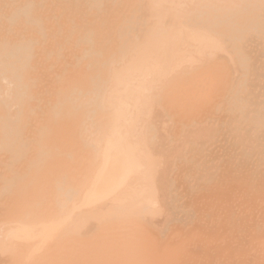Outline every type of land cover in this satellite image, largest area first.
<instances>
[{"label": "rangeland", "instance_id": "rangeland-1", "mask_svg": "<svg viewBox=\"0 0 264 264\" xmlns=\"http://www.w3.org/2000/svg\"><path fill=\"white\" fill-rule=\"evenodd\" d=\"M144 1L0 0V264H264V0H165L155 27ZM159 24L180 32L173 51L141 68ZM192 37L207 39L197 49ZM151 98L161 124L146 119ZM206 125L216 131L187 143L160 207V135L174 147ZM102 140L119 147L100 179ZM50 219L31 251L26 235L8 237Z\"/></svg>", "mask_w": 264, "mask_h": 264}, {"label": "bare ground", "instance_id": "bare-ground-1", "mask_svg": "<svg viewBox=\"0 0 264 264\" xmlns=\"http://www.w3.org/2000/svg\"><path fill=\"white\" fill-rule=\"evenodd\" d=\"M167 1V0H166ZM165 0H145L144 2H143V4L141 5V14L143 15V17H144V19L147 21V20H149L150 22H149V24H151V26H152V24H154L155 23V21H153V20H155V19H157V18H161L162 17V12H163V10H165L164 9V7H162V5H165L167 2H166ZM10 2V1H9ZM28 2V1H27ZM176 2V3H175ZM177 2H179V0H174V1H171V4L172 3H174V4H176V5H174L173 4V7L174 6H177L178 8L179 7H181V6H185V5H183V3L181 4V6H180V2H182V0L179 2V3H177ZM39 4V3H38ZM47 4V3H46ZM169 3H167L166 5H168ZM179 4V5H178ZM27 5V4H26ZM30 5V4H29ZM264 6V5H263ZM9 7V6H8ZM169 7H170V4H169ZM167 8H168V6H167ZM182 8V7H181ZM31 9H32V7H31ZM171 9H173L172 8V5H171ZM40 10V9H39ZM167 10V9H166ZM184 10H185V8H184ZM177 11V10H176ZM11 12V11H10ZM175 12V11H174ZM6 13H8V12H6ZM31 14V13H30ZM175 14V13H174ZM178 14V13H177ZM13 15V14H12ZM29 15V14H28ZM41 15V14H40ZM39 15V16H40ZM9 16V15H8ZM135 16H136V14H135ZM168 16V15H167ZM142 17V18H143ZM174 17V16H173ZM190 17V16H189ZM43 18V17H42ZM171 18V17H170ZM176 18V17H175ZM178 18H180V17H178ZM183 18V17H182ZM56 19V18H55ZM171 20V19H170ZM184 20V19H183ZM157 21V20H156ZM166 21V20H165ZM188 21V20H187ZM4 22V21H3ZM2 22V23H3ZM38 22V21H37ZM36 22V23H37ZM46 22V21H45ZM161 22V21H160ZM167 22H170V21H167ZM171 22H172V20H171ZM170 22V24H172ZM180 22L181 21H179V24H180ZM184 21H182V23H183ZM196 22H198V21H196ZM147 23V22H146ZM159 23V21L157 22V24ZM175 23H177L178 24V22H175ZM181 23V26H179L181 29H180V31H181V33H183L184 35H192L193 33H196V34H199V33H201V32H199V31H195V29H197V28H195V26H192L193 28H194V30H191V29H189V27H191V26H189L188 24V26H186L185 25V27L183 26V24ZM184 23H186V22H184ZM191 23V22H190ZM189 23V24H190ZM149 24H148V27L150 28L151 26H149ZM200 24V23H199ZM2 25V24H1ZM12 25V24H11ZM168 25V24H167ZM194 25V24H193ZM159 26H161L160 24H159ZM200 26H202V25H200ZM29 27H31V26H29ZM137 27V26H136ZM152 27H155V25L154 26H152ZM166 26H164V28H165ZM171 27H173V26H171ZM35 28V27H34ZM158 28H160V29H158V31H156L158 34V36H157V38H155L154 40H155V43L154 42H152L151 40V42H149V40H147V39H149V37L146 39V43H147V41L149 42V43H147V47L146 48H148L149 47V51H147V52H149V54L146 56V57H144V60L142 61V63H141V68H144V69H146L147 68V65H153V64H155V65H158L159 67H163L164 65L162 64L163 62H165V63H167L166 61H165V59H164V57H165V55H167V54H169V52H171V51H173L172 49H170V48H172L174 45H172L171 46V44H170V41H171V39L172 38H175L176 36H178L179 35V33L180 32H174V33H171V32H167V33H165L164 32V30H163V28H162V26L161 27H158ZM177 28V27H176ZM201 28V27H200ZM200 28H198L199 30H200ZM7 29V28H6ZM153 29V28H152ZM156 29V28H155ZM245 29V28H244ZM41 30H43V29H41ZM51 30V29H50ZM178 30V29H177ZM29 31V30H28ZM154 31V30H153ZM166 31H167V29H166ZM173 31V30H172ZM4 32V31H3ZM18 32V31H17ZM151 32V31H150ZM263 32V31H262ZM15 33V32H14ZM36 33V32H35ZM38 33V32H37ZM17 34V33H16ZM205 34V33H204ZM209 34H210V32H209ZM252 34V33H251ZM147 35V34H146ZM145 35V36H146ZM247 35H249L250 36V34H247ZM4 36V35H3ZM11 36V35H10ZM31 36V35H30ZM29 36V37H30ZM38 36H40V35H38ZM52 36V35H51ZM249 36H248V38L246 37V39H249ZM253 35H251V37H252ZM147 37V36H146ZM211 37V36H210ZM144 38V37H143ZM151 38V37H150ZM193 38V37H192ZM192 38H191V41H192ZM202 38H204V37H197V38H193V39H195L194 40V45H195V48H197V47H200L201 45H202V43L200 42L199 43V40H201ZM253 38V37H252ZM21 39V38H20ZM40 39V38H39ZM50 39V38H49ZM199 39V40H198ZM204 39H207V38H204ZM251 39V38H250ZM256 39V38H255ZM58 40V39H57ZM224 40V39H223ZM263 40V39H262ZM157 41V42H156ZM169 41V42H168ZM180 41V40H179ZM195 41H197V42H195ZM256 41V40H255ZM203 42V41H202ZM205 42V41H204ZM217 42V41H216ZM223 42H225V41H223ZM248 41H246V43H247ZM3 43V42H2ZM34 43V42H33ZM151 43V44H150ZM153 43V44H152ZM180 43V42H179ZM179 43H177V44H179ZM185 43V42H184ZM184 43H183V45H184ZM193 43V42H192ZM199 43V44H198ZM13 44V43H12ZM148 44H150V45H148ZM176 44V45H177ZM189 44V43H188ZM201 44V45H200ZM221 44H223V43H221ZM28 45V44H27ZM69 45V44H68ZM175 45V46H176ZM180 45V44H179ZM183 45H182V48H183ZM198 45V46H197ZM224 45H226V44H224ZM243 45H245V42H244V44ZM242 45V46H243ZM248 45V44H247ZM247 45H246V47H247ZM29 46V45H28ZM41 46V45H40ZM193 46V45H192ZM231 46V45H230ZM261 46V45H260ZM142 47H143V45H142ZM155 47H156V49L158 48V47H160L161 48V52L159 53V51L158 52H156V50H155V52H154V50L153 49H155ZM177 47H179V46H177ZM244 47V46H243ZM5 47H3V49H4ZM30 48V47H29ZM53 48V47H52ZM146 48H144V49H146ZM169 48V49H168ZM175 48V47H174ZM185 48V47H184ZM238 48V47H237ZM248 48H249V46H248ZM247 48V49H248ZM26 49V48H25ZM47 49V48H46ZM175 49H177V48H175ZM197 49H199V48H197ZM246 49V48H245ZM244 49V50H245ZM262 49H264V47L262 48ZM63 50V49H62ZM171 50V51H170ZM183 50V49H182ZM229 50V49H228ZM243 50V49H242ZM49 51V50H48ZM142 51H144V50H142ZM178 51V50H177ZM176 51V52H177ZM209 51V50H208ZM256 51H257V48H256ZM6 52V51H5ZM4 52V53H5ZM151 52V53H150ZM243 52H245V51H243ZM242 52V53H243ZM3 53V52H2ZM64 53H66V52H64ZM174 53V52H173ZM208 54V53H207ZM262 54H263V51H262ZM71 55H73V54H71ZM40 56V55H39ZM252 56V55H251ZM213 57V56H212ZM35 58V57H34ZM248 58V57H247ZM26 59H28V58H26ZM38 61V60H37ZM65 61V60H64ZM26 62V61H25ZM172 62V61H171ZM27 63V62H26ZM168 63L170 64V62L168 61ZM2 64V63H1ZM24 64V63H23ZM233 64H234V62H233ZM255 64V63H254ZM258 64V63H257ZM25 65V64H24ZM251 65V64H250ZM4 66V65H3ZM236 66V65H235ZM241 66V65H240ZM255 66V65H254ZM2 67V66H1ZM30 67V66H29ZM237 67V66H236ZM56 68V67H55ZM46 71V70H45ZM263 71V70H262ZM249 72V71H248ZM251 72H253V71H251ZM259 72V71H258ZM15 73V72H14ZM26 73V72H25ZM25 73H24V75H25ZM42 73V72H41ZM264 73V72H263ZM1 74V73H0ZM5 74V76H6V74H8V73H4ZM22 74V73H21ZM142 74H143V72H141V73H138V75H137V78H133L132 79V82H137L138 80H140L141 78H142ZM254 74V73H253ZM9 75V74H8ZM47 75V74H46ZM250 75V74H249ZM21 76V75H20ZM44 76V75H43ZM255 76V75H254ZM22 77V76H21ZM119 77V76H118ZM237 77V76H236ZM4 78V77H3ZM12 78H14V77H12ZM42 79H44L43 77H41ZM47 78V77H46ZM52 78V77H51ZM12 80V79H11ZM20 80V79H19ZM45 80H47V79H45ZM52 80H54V79H52ZM153 80H155V79H153ZM153 80H150V81H146L147 83L148 82H151V81H153ZM263 80V79H262ZM9 81V80H8ZM113 81V80H112ZM248 81V80H247ZM3 82V81H2ZM25 82V81H24ZM121 82H122V84H119V82L118 83H116L117 85H116V88H114V90L115 89H117V87L118 86H122V85H124L125 83V80L123 79V77H121ZM260 82H261V80H260ZM8 83V82H7ZM31 83V82H30ZM43 83V82H42ZM256 83V82H255ZM21 85H22V83H20ZM28 84V83H27ZM2 85V84H1ZM4 85V84H3ZM14 85H15V83H14ZM19 85V84H18ZM25 85H26V82H25ZM6 86V87H5ZM5 88H6V90H7V86L8 85H6L5 84ZM11 86V85H10ZM16 87V86H15ZM9 88V87H8ZM11 88H14V86H12ZM10 88V89H11ZM258 88V87H257ZM1 89H3L2 87H1ZM19 89V88H18ZM5 90V91H6ZM110 90V89H109ZM113 89H112V91H111V93L114 91ZM1 91H3V90H1ZM0 91V93L2 94V92ZM259 91V90H258ZM261 91V90H260ZM7 92V91H6ZM22 92H24V91H22ZM26 92V91H25ZM29 93L31 92V91H28ZM110 92V91H109ZM19 93V92H18ZM28 93V94H29ZM254 93V92H253ZM13 94V93H12ZM47 94V93H46ZM7 95V93L5 94L4 93V96H6ZM11 95V94H10ZM15 95H17V94H15ZM35 95V94H34ZM37 95V94H36ZM252 95V94H251ZM2 97H3V94L1 95ZM0 96V97H1ZM27 96V95H26ZM25 96V97H26ZM41 96V95H40ZM157 96V95H156ZM156 96H155V98H156ZM246 96V95H245ZM263 96V95H262ZM27 98V97H26ZM28 98H30V97H28ZM256 98V97H255ZM261 98V97H260ZM1 99V98H0ZM5 99V98H4ZM48 99V98H47ZM253 99V98H252ZM251 99V100H252ZM27 100V99H26ZM44 100V99H43ZM6 101V100H5ZM25 101V99L23 100V102ZM33 101V100H32ZM147 101V100H146ZM146 101H145V103H146ZM154 100H152V98L150 99V101H147L148 102V106H147V104H145L147 107L146 108H148L149 110L147 111V109H145L144 108V111L146 110L147 111V115H146V119L148 120V118L150 117V119L152 118V120H154L155 121V123H157V124H161V123H163V115L161 114V112L158 110L159 108H157V105H156V103H154L153 102ZM260 101V100H259ZM21 103V102H20ZM252 103V102H251ZM263 103V102H262ZM1 104V103H0ZM142 106V105H141ZM139 104H138V107L139 108H142ZM159 107V106H158ZM151 111V112H150ZM142 112H143V110H142ZM144 113V112H143ZM142 113V114H143ZM150 113V114H149ZM145 114V113H144ZM143 114V115H144ZM143 115L141 116L143 119H144V117H143ZM149 116V117H148ZM165 116V115H164ZM122 117V116H121ZM142 118H141V120H142ZM168 118V117H167ZM149 119V120H150ZM166 120V119H165ZM164 120V121H165ZM35 121V120H34ZM118 121V120H117ZM146 123H149V122H146ZM200 123V122H199ZM208 123V122H207ZM206 123V124H207ZM6 125V124H5ZM7 125H9V123H7ZM212 125V124H211ZM208 126V125H206V126H202V127H200V128H196V129H194V130H191V131H189V132H187L186 134H185V136H184V138L182 139V141L180 142V143H178L176 146H174V147H168V146H166L165 145V140H166V137H164L163 135H160V137H161V142L158 144V146H157V153H159V155H160V157L162 158V162H161V165H159L160 167L158 168V166H155V169L157 168V172H155V173H157V186H155L156 188H154V189H156L155 191L157 192V194H155V193H153V194H155L157 197L155 198V200L157 201L156 203H158V204H160L159 206L160 207H162L163 205H165L166 206V202H167V197H168V178H169V176H170V173H171V169H172V165L174 166V162H175V160L178 158V157H180V156H182V154H183V151H184V148H185V146L187 145V143L190 141V140H193V141H207V140H209L211 137H212V135H213V133H214V131H216V130H214V128H213V126ZM0 126H2V125H0ZM11 126V125H10ZM36 126V125H35ZM147 127L149 126V124H147L146 125ZM154 126V125H153ZM162 126V125H161ZM163 126H165V124L163 125ZM5 127V126H4ZM166 127V126H165ZM164 127V128H165ZM194 127H196V126H194ZM9 128V127H8ZM8 128H7V130H8ZM33 128V127H32ZM10 129V128H9ZM192 129H193V126H192ZM1 130V129H0ZM144 130V129H143ZM167 130V129H166ZM4 132V131H3ZM7 132V134H8V131H6ZM6 132H5V134H6ZM156 132V131H155ZM166 132V131H165ZM9 133H10V130H9ZM12 133V132H11ZM3 135H4V133H3ZM156 135V134H155ZM29 136V135H28ZM157 136V135H156ZM155 136V137H156ZM29 138H31V137H29ZM101 138V137H100ZM168 138V137H167ZM213 139V138H212ZM156 140V139H155ZM31 141V140H30ZM106 140H102V153L100 154V157L99 158H103L104 159V163L102 164V162H101V165H99L98 167H99V169H100V172L97 174V178H102V177H104L105 176V174H104V172H105V170L109 167V164H108V162H106L107 160H108V158H109V149L110 148H114V147H119V142L117 141V143L116 144H113V142L114 141H111V142H105ZM167 143V142H166ZM99 144L101 145V142L99 141ZM190 144V143H189ZM25 145V144H24ZM172 145V144H171ZM200 145V144H199ZM169 146H170V144H169ZM187 146H189V145H187ZM187 148V147H186ZM185 152V151H184ZM185 155V154H184ZM152 157H154V156H152ZM157 157H159V156H157ZM180 159V158H179ZM152 161H154V160H152ZM2 162V161H1ZM159 162V161H158ZM155 164V163H154ZM159 164V163H158ZM154 166V165H153ZM149 167V166H148ZM99 169H97V170H99ZM156 171V170H155ZM155 173H154V175H155ZM95 176V175H94ZM171 177V176H170ZM99 179V180H100ZM94 180V179H93ZM92 180V181H93ZM98 180V181H99ZM153 180V179H152ZM85 181V180H84ZM83 181V182H84ZM86 181H87V177H86ZM91 181V182H92ZM149 181V180H148ZM147 181V182H148ZM150 181H151V179H150ZM154 181V180H153ZM152 181V182H153ZM90 182V181H89ZM95 182V181H94ZM146 182V183H147ZM151 182V183H152ZM97 183V182H96ZM99 184V183H98ZM155 184V183H154ZM95 186H96V184H94ZM148 185L149 184H147V187H148ZM151 185V184H150ZM89 186H91L90 184H89ZM94 186V187H95ZM87 187V186H86ZM85 187V188H86ZM145 187V186H144ZM152 187H153V184H152ZM96 188V187H95ZM80 189H82V188H80ZM98 189V188H97ZM137 189H139V187H137V188H135V189H132V190H137ZM86 190V189H85ZM147 190L148 191H150L151 192V189L149 190L148 188H147ZM83 191H84V189H83ZM83 191H81L82 193H83ZM87 191V190H86ZM76 192V191H75ZM79 193V195H81L80 194V192H78ZM98 191L96 190V189H94L92 186H91V189H90V187H89V190L85 193V195L90 199V198H94L95 196H97L98 195ZM151 193V194H152ZM84 194V193H83ZM81 196H83V195H81ZM153 196V195H152ZM149 197H151V195H150V193H149ZM155 197V196H154ZM85 198V197H84ZM87 199V198H86ZM153 199V198H152ZM154 200V201H155ZM153 201V202H154ZM150 203L152 202L151 200L149 201ZM152 202V203H153ZM169 202V201H168ZM168 202H167V204H168ZM152 203H151V207L153 206L152 205ZM154 204V203H153ZM158 204H156V205H158ZM159 206H158V208H159ZM156 207V206H155ZM164 207V206H163ZM169 208V207H168ZM106 209H107V207H106ZM153 209H155V208H153ZM167 209V208H166ZM156 210V209H155ZM162 211V213H163V211H164V208L163 209H158V211L159 212H161ZM167 211V210H166ZM49 212H51V210L49 211ZM54 212V211H53ZM155 212V211H154ZM152 213V212H151ZM158 213V212H157ZM49 214V213H48ZM152 214H154V213H152ZM156 214V213H155ZM149 215V214H148ZM159 215H161V214H159ZM97 216V215H96ZM149 216H151V215H149ZM163 216V221L162 222H160V223H162V225L160 224V226L158 227L159 229H161V227L162 226H164L163 224H165L164 223V221L165 220H167V218H168V216H169V213L168 212H166L164 215H162ZM161 216V217H162ZM171 216V215H170ZM153 217H155V215L154 216H151V218L149 217V222H150V224H152L153 223V225L155 224V223H157L156 222V220H155V218H153ZM160 217V216H159ZM167 217V218H166ZM98 218V217H97ZM53 219V218H52ZM78 219H80V217L79 218H77L76 219V221H78ZM81 219H83V217L81 218ZM80 219V220H81ZM95 218H93V220H94ZM100 219V218H99ZM101 219L103 220V218L101 217ZM147 219H148V217H147ZM54 220V219H53ZM84 220V219H83ZM87 220V219H86ZM88 220H90V219H88ZM75 221V220H74ZM75 221V222H76ZM100 221V220H99ZM144 221H145V219H144ZM43 222V221H42ZM51 222H52V220L50 219L49 221H46V222H44L43 223V225H41V224H38V225H36V226H28V225H31V224H26V223H21V224H19V225H12V226H9L8 227V229H9V231H8V233L7 234H10V235H8V237H16V238H20V237H23L24 235H26L27 236V248L31 251L32 249H34V248H36L37 246H36V244H37V242H39L41 239H43V237L44 236H48V234H46V231L48 230V228L51 226ZM80 222V221H79ZM86 222V221H85ZM155 222V223H154ZM76 223H78V222H76ZM81 223H83V221L81 222ZM159 223V222H158ZM72 224H74V223H72ZM88 224V223H87ZM86 224V225H87ZM98 224V223H97ZM152 225V226H153ZM157 225V224H156ZM74 226V225H73ZM78 226V225H77ZM82 226H84V224L82 225ZM98 226V225H97ZM158 226V225H157ZM79 227H81V226H79ZM96 227V224H95V222H93V221H91L90 222V224H88V227L86 228V227H84V228H86L85 229V231H84V234H90L92 231L94 232L95 231V228ZM154 227H156V226H154ZM77 228V227H76ZM152 228V227H151ZM157 228V229H158ZM156 229V230H157ZM83 231V230H82ZM49 234H50V232H49ZM82 236V235H81ZM85 236V235H84ZM83 237V236H82Z\"/></svg>", "mask_w": 264, "mask_h": 264}]
</instances>
